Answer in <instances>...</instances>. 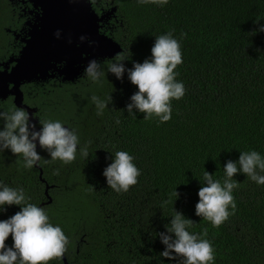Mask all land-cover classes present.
I'll return each mask as SVG.
<instances>
[{
  "label": "trees",
  "instance_id": "obj_1",
  "mask_svg": "<svg viewBox=\"0 0 264 264\" xmlns=\"http://www.w3.org/2000/svg\"><path fill=\"white\" fill-rule=\"evenodd\" d=\"M14 1L0 0V62L22 48L12 31L23 27L25 17ZM91 1L99 14L116 7L101 31L123 48L101 61V82L82 75L73 83L23 88L42 122L60 121L75 129L88 156L78 149L76 159L63 164L50 162L42 149L50 204L42 206L48 197L40 169H25L10 150L0 152V182L23 187L28 202L42 206L49 222L63 229L69 264H179L160 256L165 246L157 235L166 231L174 210L194 222L190 232L207 231L215 264H264V186L237 173L235 214L219 227L195 215L205 171L223 183L225 163L237 161L240 152L264 156V32L256 31V21L264 23V0H169L164 7L137 0ZM167 32L181 44L183 63L174 71L186 91L171 101V119L160 123L127 112L137 87L126 73L118 80L107 68L117 59L125 60L126 68L142 63L151 56L156 36ZM93 95L105 101L111 96L102 115ZM1 104L6 111L18 108L12 98ZM116 151L128 152L141 171L137 184L119 194L102 175ZM19 210L8 207L0 220ZM5 243L12 245L11 236ZM48 264L66 263L62 256Z\"/></svg>",
  "mask_w": 264,
  "mask_h": 264
},
{
  "label": "clouds",
  "instance_id": "obj_2",
  "mask_svg": "<svg viewBox=\"0 0 264 264\" xmlns=\"http://www.w3.org/2000/svg\"><path fill=\"white\" fill-rule=\"evenodd\" d=\"M137 3L164 7L169 0H137ZM256 22V31L264 32V23ZM60 35V30H57L55 36L59 38ZM85 39V36L80 37L81 42ZM123 61L114 60L107 72L118 80H122L126 73L127 79L137 87L126 105L127 112L133 116L136 112L143 113L145 120L155 117L160 123L169 121L171 101L182 99L186 91L183 82L176 79L179 73L174 71L183 63L179 40L174 38L172 32L161 34L155 38L151 56L142 63L133 62L132 68H126ZM104 75L102 63L90 59L83 76L98 84ZM91 100L96 106L97 115H102L104 109L108 108L111 96L105 101L93 95ZM0 122L3 125L0 127V152L10 150L22 160L25 169H32L41 160L37 144L48 152L50 162L59 160L69 164L76 159L78 149L82 157L88 156L87 148L79 147L76 130L65 127L60 121H40L41 128L36 131L35 125L30 124L28 112L15 108L10 111L0 109ZM133 161L134 157L126 151L112 154L111 162L102 173L109 189L119 194L137 184L141 171ZM223 170V183L205 171L204 183L197 193L199 199L195 205V215L210 222L213 227H219L235 214L236 203L232 193L239 186L234 179L237 173L246 174L258 186H264V174H261L264 173V156L255 150L240 152L238 160H228ZM11 206H19L20 210L0 220V264H48L63 256L69 243L63 229L49 222L43 207L28 202L23 187L13 188L0 182V213H6ZM174 212L170 223L165 225L166 231L157 234L165 246L160 256L169 260L178 259L179 264H215V250L206 239L207 231L190 232L188 229L194 222L183 213ZM9 236L13 242L11 246L5 243Z\"/></svg>",
  "mask_w": 264,
  "mask_h": 264
},
{
  "label": "water",
  "instance_id": "obj_3",
  "mask_svg": "<svg viewBox=\"0 0 264 264\" xmlns=\"http://www.w3.org/2000/svg\"><path fill=\"white\" fill-rule=\"evenodd\" d=\"M30 1L35 8L41 9V13L30 29L29 38L23 39L25 44L18 57H12L0 66V102L13 96L15 105L28 112L30 124L39 131L41 126L35 115L37 108L24 103L23 84L55 76L51 71L58 72L64 81L73 82L84 74L90 59L100 62L112 59L123 48L113 37L101 31L103 22L111 18L116 7L99 14L91 0ZM57 30L61 33L59 38L55 36ZM14 34L17 38L20 35ZM81 36L86 37L83 42L80 41ZM40 149L37 144V152ZM39 162L36 166L40 169V178L46 182ZM51 187L46 182L48 201L42 206L53 201L49 192ZM63 257L69 264L65 253Z\"/></svg>",
  "mask_w": 264,
  "mask_h": 264
},
{
  "label": "flooded vegetation",
  "instance_id": "obj_4",
  "mask_svg": "<svg viewBox=\"0 0 264 264\" xmlns=\"http://www.w3.org/2000/svg\"><path fill=\"white\" fill-rule=\"evenodd\" d=\"M14 3H15V5H16V7L17 8H19L20 10H21V12H22V14H23V16L25 17V23H24V25H23V27L19 30V31H12L11 29H9L10 31H12L13 32V35H14V38L16 39V40H19V42L22 44V47L24 46V44H25V41L23 40L24 38H29V32H30V29H31V27H32V25L35 23V20H36V17L38 16V14L39 13H41V9L40 8H35L34 6H33V4L31 3V1L30 0H15L14 1ZM113 9V8H112ZM111 9V10H112ZM108 11H110V10H108ZM107 11V12H108ZM103 13V12H102ZM101 13V14H102ZM113 14H115V12L113 13ZM113 14L111 15V17L113 16ZM110 19V18H109ZM14 33H20V35H19V37L17 38L16 36H15V34ZM21 50V49H20ZM20 53V52H19ZM19 55V54H18ZM18 55L17 56H12V57H18ZM11 57V58H12ZM9 60V59H8ZM7 61V60H6ZM6 61H3V62H0V66H1V64L2 63H4V62H6ZM51 74H53V75H55V76H50V77H47L46 79H44V80H38V81H36V82H31V83H26V84H23L22 85V90L24 91V86L25 85H27V84H45V83H50L51 81H54L55 83L56 82H61V83H63V82H72V81H64V79H63V77L62 76H60L59 74H58V72H53V71H51L50 72ZM79 79V78H78ZM77 79V80H78ZM76 81V80H75ZM75 81H73V82H75ZM72 82V83H73ZM24 103H26V104H28L29 106H31V107H36V106H32L29 102H27V101H25L26 100V96H25V92H24ZM8 98H12V100H13V102H14V97L13 96H9ZM7 98V99H8ZM6 99V100H7ZM6 100H2L1 102H0V107H2V104L1 103H3V102H5ZM37 108V112H36V116L38 117V119H39V122H38V125H40L41 126V124H40V121L42 122V118H41V116H40V112H39V108L38 107H36ZM4 111H6V110H4ZM26 111V110H25ZM27 112V111H26ZM65 126H69V125H67V124H64ZM69 128H71L70 126H69ZM38 153H39V155L41 156V160H42V149H40V150H38ZM40 160V161H41ZM39 164H40V162H39ZM47 202V201H46Z\"/></svg>",
  "mask_w": 264,
  "mask_h": 264
}]
</instances>
